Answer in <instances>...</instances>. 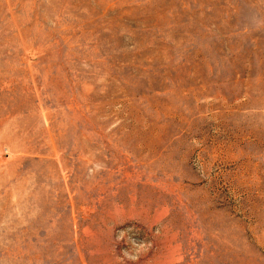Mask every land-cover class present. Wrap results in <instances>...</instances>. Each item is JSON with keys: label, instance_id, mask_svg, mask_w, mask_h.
Instances as JSON below:
<instances>
[{"label": "rangeland", "instance_id": "1", "mask_svg": "<svg viewBox=\"0 0 264 264\" xmlns=\"http://www.w3.org/2000/svg\"><path fill=\"white\" fill-rule=\"evenodd\" d=\"M0 264H264V0H0Z\"/></svg>", "mask_w": 264, "mask_h": 264}]
</instances>
